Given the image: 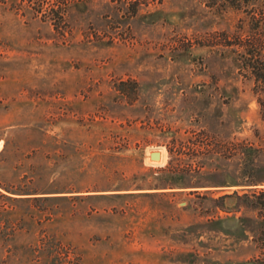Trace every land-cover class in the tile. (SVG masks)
Instances as JSON below:
<instances>
[{"label":"rangeland","instance_id":"374dc122","mask_svg":"<svg viewBox=\"0 0 264 264\" xmlns=\"http://www.w3.org/2000/svg\"><path fill=\"white\" fill-rule=\"evenodd\" d=\"M224 1L0 0V264H264V87Z\"/></svg>","mask_w":264,"mask_h":264},{"label":"trees","instance_id":"16d2710c","mask_svg":"<svg viewBox=\"0 0 264 264\" xmlns=\"http://www.w3.org/2000/svg\"><path fill=\"white\" fill-rule=\"evenodd\" d=\"M30 2L43 1V0H28ZM54 1V0H53ZM210 6H216V1L209 2ZM58 3L57 6H59ZM224 6L233 10L242 11L245 16V21H247V29L243 37H238L237 41L228 40L227 45H236L240 47L241 51L237 57L238 67L244 72V74L250 75L253 79L264 87V0H225ZM193 143V142H192ZM232 143L227 142L226 144H219L216 140H207L205 142L197 143L195 155L199 158L204 159H214L217 155H221L223 151H227L228 154L231 153ZM5 148V147H4ZM1 150V154L4 151ZM113 151H122L121 148H126V145L120 147H112ZM112 150V149H110ZM253 151H258V149H252ZM243 152V153H242ZM243 156L249 157L250 153L242 151ZM183 159H177L178 164L172 167L171 171L175 174H185L191 171V164L185 163ZM252 162L253 159H250ZM205 162L200 160L197 162L196 170L198 173L206 172L204 170ZM124 177L121 181H125ZM28 183H23L15 191L7 190V192L12 194H29L32 193L31 189L27 186ZM124 185H119V187ZM264 194V189L260 191V195ZM220 196L218 199L223 198ZM217 199V200H218ZM264 207V201L263 203ZM261 244L264 246V239L261 240ZM78 264V263H74Z\"/></svg>","mask_w":264,"mask_h":264},{"label":"water","instance_id":"95a60500","mask_svg":"<svg viewBox=\"0 0 264 264\" xmlns=\"http://www.w3.org/2000/svg\"><path fill=\"white\" fill-rule=\"evenodd\" d=\"M157 156H158V153H157V152L153 151V152L151 153V157H152V158H155V157H157Z\"/></svg>","mask_w":264,"mask_h":264}]
</instances>
